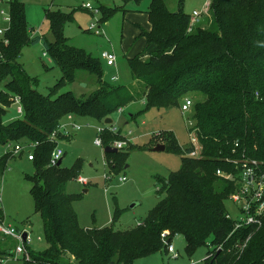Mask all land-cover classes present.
Here are the masks:
<instances>
[{"label": "trees", "instance_id": "trees-1", "mask_svg": "<svg viewBox=\"0 0 264 264\" xmlns=\"http://www.w3.org/2000/svg\"><path fill=\"white\" fill-rule=\"evenodd\" d=\"M9 11V41L0 46V84L5 87L0 90V145L40 141L31 160L35 169L31 193L48 243L43 251L27 246L23 264H135L158 252L168 253L162 239L165 231L171 241L182 235L188 254L210 246L201 264H264V223L258 230L234 228L226 201L235 184L217 175L218 169H234L226 159L234 157L235 142L240 143L237 152L264 163V0H210L206 19L192 25L182 9L172 12L166 0H153L147 10L151 28H140L150 51L145 59L142 54L129 59L136 81L130 86L104 80L100 60L69 44L64 26L72 14L45 11L54 35L48 41L31 36L24 3L13 0ZM103 14L109 15L105 10ZM41 41L62 71L47 94L36 89V81L20 61L25 45ZM78 69L98 76L97 89L87 97L70 89L61 91L74 81ZM187 94L196 95L189 113L199 156H189L193 147L182 149L173 132L162 133L166 149L179 153L182 160L177 171L159 180L158 204L128 229L81 226L73 206L76 196L67 185L82 164L51 166L56 143L48 136L68 114L104 123L119 109L143 102L144 109L132 115L136 118L151 109L179 108ZM15 96L21 98L23 113L8 120ZM107 129L102 135L105 146L111 134ZM108 155L119 161L122 153ZM13 157L12 151L0 156V182ZM0 219H4L2 208ZM14 255L11 250L0 251V259Z\"/></svg>", "mask_w": 264, "mask_h": 264}, {"label": "rangeland", "instance_id": "rangeland-1", "mask_svg": "<svg viewBox=\"0 0 264 264\" xmlns=\"http://www.w3.org/2000/svg\"><path fill=\"white\" fill-rule=\"evenodd\" d=\"M25 4L27 21L31 36L45 37L48 41L54 40L49 21L45 11L62 10L72 14V19L64 26V34L69 38V44L77 49H84L87 53L98 58L102 64L104 80L115 85L130 86L134 78L131 72L129 59L139 55L148 54L146 40L139 36L136 24L148 26L146 11L153 0H18ZM210 0H166L169 10L177 12L182 9L192 17L194 10L200 13V18L206 19L204 13L206 4ZM99 9L98 14L86 7ZM10 4L0 3L9 14ZM115 8L114 12L111 9ZM108 12L105 18L103 11ZM0 13V26L7 27L8 23ZM102 31L97 35L88 29L91 24ZM197 23V22H196ZM199 23V22H198ZM113 52L116 64L109 66L103 57V52ZM145 56L143 58L145 59ZM148 57V56H147ZM25 71L36 81L35 87L43 94H47L54 87L62 75L45 48L44 41L25 45L21 58ZM119 79L114 80L113 76ZM98 87V76L86 69H78L75 79L61 91L70 89L78 97H87ZM5 89L4 83L0 90ZM196 96V95H195ZM194 94H187L195 103ZM18 105L12 103L8 107L9 114L6 119L18 117ZM144 109L143 102L133 103L118 115H112L113 128L110 132V142L127 140L128 145L118 149L119 161L113 159L105 152V146L95 144L97 128H109L104 123L89 118H76L80 125L89 124L81 130L72 129V121L65 117L62 123L71 136L61 138L59 146L63 149L62 167L72 168L77 163L82 167L78 175L67 185V191L76 196L73 202L75 211L83 227L113 226L116 230L128 229L142 221L159 202L157 192L161 187L163 178L181 167V155L171 149L154 151L157 144H164L167 138L165 132H173L183 149L189 145L190 113L183 112L182 106L169 109H151L141 115L131 117ZM122 115V116H121ZM144 121V122H143ZM160 132L161 135H157ZM113 147V146H112ZM11 149V145H0V156ZM129 152L127 155L125 153ZM124 154V155H123ZM35 173L34 164L24 155H15L9 160L1 177L0 194L2 196V210L6 223L19 230L31 233L32 243L30 250L43 251L48 247L44 237L42 217L37 212L35 201L31 193ZM82 176L88 183L82 184L77 179ZM126 177L122 181L121 178ZM159 181V182H158ZM87 189V191H84ZM229 215L236 219L238 209L230 199L226 201ZM118 214L115 222L113 217ZM177 256L171 253L150 255L138 259L135 264H187L191 260H204L210 246H200L192 254L185 249V239L182 235L173 238ZM17 240L10 236L0 235V251H15ZM22 255L7 256L0 264H23Z\"/></svg>", "mask_w": 264, "mask_h": 264}, {"label": "built area", "instance_id": "built-area-1", "mask_svg": "<svg viewBox=\"0 0 264 264\" xmlns=\"http://www.w3.org/2000/svg\"><path fill=\"white\" fill-rule=\"evenodd\" d=\"M13 0H0V3L8 2L9 4ZM86 7L90 9L95 14L100 12L99 9H94L90 4H87ZM1 15H3L4 21L8 23L7 27L0 26V46L1 44H7L9 39L7 37V33L11 26V14H6L3 9L0 11ZM200 13L194 11L191 17V25L193 23L198 22ZM95 34L100 35L102 31L92 23L89 28ZM1 57V55H0ZM103 57L106 60L107 65L113 66L116 64V56L113 52L104 51ZM113 79L116 81L119 79L118 75H114ZM13 102L18 105L17 113H23V107L21 105V98L19 96H15L13 98ZM194 101L191 98H185L182 104L183 112H190L193 107ZM123 108L119 109V113H121ZM69 120L72 121V129L75 131L81 130L83 127H88L89 124L80 125L78 121H76V116L74 114H68L66 116ZM190 120V133H189V145L193 147V150L189 153L191 157H197L200 154V147L198 144V138L194 131L191 130L193 127V121ZM108 124H105V126ZM106 128H97V137L95 139V144L99 146H105L103 144L102 135L105 132ZM108 129L115 132V128L110 126ZM157 135H161L160 132H156ZM71 136L69 131L66 129L63 123L55 129L49 136L48 139L51 142L56 143V146L51 154L50 165L55 166L62 159L64 151L59 146L61 138H65ZM127 140H116L112 143L111 147L117 149H123L126 145H128ZM40 144V141H28L25 143H8L7 145H11V149L9 151L13 152V155H19L23 152L28 160H33L35 153V148ZM106 147V146H105ZM105 149V148H104ZM240 149V143L235 142L233 148V158L226 159V162L233 165L234 169L232 170H217V175L221 176L227 180L233 181L235 184V190L230 195L229 199L234 202L236 205L239 216L234 220V228H253L258 230L262 227L264 223V169L263 164L259 160L252 159L246 156L245 152H237ZM8 152V151H7ZM6 152V153H7ZM5 154V153H4ZM82 184H87L88 181L80 176L77 179ZM122 181L126 180V177L121 178ZM1 184V182H0ZM2 206V196L0 194V208ZM229 214V213H228ZM230 216V215H229ZM24 233H26V237H24ZM0 235L1 236H10L17 240V245L15 248L16 255H29L27 246L32 243L31 233L27 230H19L17 227L6 223L5 219H0ZM162 239L167 244V252L173 254L174 257L177 256L175 246L173 244V240L171 241L169 238V232L165 231L162 233ZM203 260L193 261L191 260L187 264H201ZM2 259H0V263Z\"/></svg>", "mask_w": 264, "mask_h": 264}, {"label": "water", "instance_id": "water-1", "mask_svg": "<svg viewBox=\"0 0 264 264\" xmlns=\"http://www.w3.org/2000/svg\"><path fill=\"white\" fill-rule=\"evenodd\" d=\"M113 123V119L111 117H107L105 120H104V124H112ZM166 149V145L165 144H157L154 148H152V150L154 151H163ZM105 152L106 153H115V152H118V149L117 148H113L111 146H106L105 147ZM62 163V159L59 160V162L57 163V165H61ZM84 191H87V189H85ZM24 237H26V233H24Z\"/></svg>", "mask_w": 264, "mask_h": 264}, {"label": "crops", "instance_id": "crops-1", "mask_svg": "<svg viewBox=\"0 0 264 264\" xmlns=\"http://www.w3.org/2000/svg\"><path fill=\"white\" fill-rule=\"evenodd\" d=\"M208 5H209V1H208L207 4H206V8H205L204 13L206 12ZM194 11H196V10H194ZM194 11H193V12H194ZM146 14H147V17H148V13H147V11H146ZM199 17H200V16H199ZM136 26H138V28H139V36H140V28L145 29V30H150V28H151V25H150V23H149V19H148V26H147V27L144 28L143 26H141V25H139V24H136ZM145 40H146V39H145ZM142 55H146L145 58H147V56H148V54H142ZM134 84H136V81H135V80L133 81V83H132L131 85H134ZM130 106H131V105H130ZM126 108H128V107H126ZM126 108H123V110L126 109ZM123 110H122V111H123ZM121 113H122V115H123V112H121ZM121 113H118V115L121 114ZM122 115H121V116H122ZM132 115H133V113L131 114V117H133ZM143 122H144V121H143ZM24 156L26 157L25 154H24Z\"/></svg>", "mask_w": 264, "mask_h": 264}]
</instances>
